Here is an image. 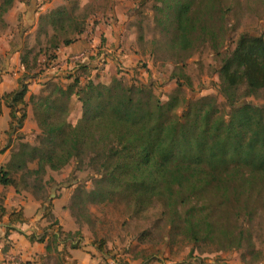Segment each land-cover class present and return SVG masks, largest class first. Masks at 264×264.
<instances>
[{
  "label": "trees",
  "instance_id": "16d2710c",
  "mask_svg": "<svg viewBox=\"0 0 264 264\" xmlns=\"http://www.w3.org/2000/svg\"><path fill=\"white\" fill-rule=\"evenodd\" d=\"M14 1L2 0L0 16L13 7ZM160 1L173 32V48L189 51L208 37L221 45L218 33L225 25L227 13L219 6V0ZM50 15L53 26L66 17L64 10ZM216 20L223 26L217 27ZM76 32L83 34L81 24H77ZM74 42L75 39L65 38L53 48L57 50ZM55 54H51L50 60L56 59ZM21 63L27 70L25 57ZM87 69L90 70L87 65L81 66V70ZM221 77V92L233 107L229 118L219 115L213 98L190 102L180 116L177 113L180 90L163 103L153 85H127L121 80L108 85L91 77L83 82L82 76L67 87L48 82L27 101L35 76L29 78L24 74L18 88L0 98V114L4 102L11 117L8 135H18L23 140L20 131L31 106L40 132L35 145L23 140L12 150L9 161L0 167V184L14 187L18 193L32 192L42 185L49 170L60 172L72 161L83 166L88 159V167H93L99 178L90 192L81 186L76 188L71 210L81 208L86 201L100 204L126 197L139 213L160 198L173 211L171 231L178 229L194 243L218 241L224 249L241 248L250 234L240 225L237 232L236 228L222 229L215 218L214 206L208 205L206 197L218 193L217 206L231 204L234 220L238 222L241 216L251 219L253 215V207L248 204L237 206L241 197L251 195L255 188L264 190V107L250 103L236 107L237 91L243 84L247 96L264 89V37L242 35L225 60ZM47 86L52 88L49 90ZM74 97L82 105V115L76 124L69 120ZM32 177L33 185L29 183ZM44 187L41 189L45 191ZM193 201L203 204L186 208ZM82 209L85 210L83 206ZM6 214L0 205V221ZM53 217L50 205L44 218ZM17 222H25L22 212L10 214V224ZM11 225L8 231L15 229ZM56 225V220L50 223L43 235L33 233L30 241L47 242L48 255L60 254L59 246L69 241L72 249H78L79 244L71 239L73 234ZM97 248L104 252L102 244ZM198 262L206 264L199 259Z\"/></svg>",
  "mask_w": 264,
  "mask_h": 264
},
{
  "label": "rangeland",
  "instance_id": "374dc122",
  "mask_svg": "<svg viewBox=\"0 0 264 264\" xmlns=\"http://www.w3.org/2000/svg\"><path fill=\"white\" fill-rule=\"evenodd\" d=\"M219 1V6L227 13L224 26L222 22H215L217 27L223 26L218 33L221 45L214 44L208 37L197 43L195 49L181 52L171 46L173 32L165 19L160 0H15L13 7L0 16V38L7 37L11 41V50L0 62V73L7 70L13 55L19 53V62L25 57L27 70L24 65V70L16 71L18 65L12 68V74L19 76L16 79L18 86L24 74L29 78L35 76L31 85L36 90L38 85L45 88L48 82L67 87L78 76L91 77L108 85L119 80L127 85L150 84L163 103L180 90L177 109L180 116L184 115L190 102L213 98L219 115L229 118L233 107L228 105L221 92V69L242 35L264 37V0ZM56 10H64L66 17L53 26L49 17ZM77 24L84 28L81 35L76 32ZM82 35L87 42L83 52L59 59L57 52L65 46L55 50L54 44L65 38L77 42ZM52 53H56V59L50 60ZM87 64L90 70H81V66ZM46 88L50 90L52 87ZM245 90L246 85L243 84L237 91L236 107L248 103L264 107V89L254 96L245 95ZM81 106L79 99L74 97L69 116L73 124L82 115ZM37 135L22 136L24 142L35 145ZM15 137L17 143L14 148L17 149L23 140H19L18 135ZM1 140L5 143V139ZM88 162L86 159L82 166L72 161L60 172L49 170L42 185L29 192L34 193L37 199H44L43 215L50 205L53 212L52 202L58 196V190L61 191L58 198L68 197V205L64 209L68 210L77 228L71 232V239L95 264H198V259L206 264H264V190L255 188L251 195L241 197L237 206L248 204L253 207V215L251 219L241 216L238 222L234 220L235 210L231 204L219 208L218 193L208 194L206 202L213 204L215 218L222 229L236 228L237 232L240 225L250 234L243 247L224 249L218 241L194 243L178 229L171 231L173 211L160 198L139 213L126 197L100 204L86 201L81 208L71 210L76 188L81 186L90 192L99 178L98 172L88 167ZM50 179L54 182L49 183ZM33 180L34 177L29 179L31 185ZM44 182H48L47 185ZM41 186H46L45 191ZM202 204L193 201L186 208ZM55 218V215L47 218L44 225H39L40 235L50 223L55 222ZM58 227L63 229L59 222ZM100 244L103 245V253L98 251ZM71 250H74L71 242H66L60 254H52L48 264H59L62 259L74 263Z\"/></svg>",
  "mask_w": 264,
  "mask_h": 264
},
{
  "label": "crops",
  "instance_id": "0c3cea01",
  "mask_svg": "<svg viewBox=\"0 0 264 264\" xmlns=\"http://www.w3.org/2000/svg\"><path fill=\"white\" fill-rule=\"evenodd\" d=\"M85 40L86 38L82 35V38L77 42L60 49V51L57 52L58 58L65 59L71 55L83 52L87 43ZM10 43L11 41L8 40L7 37L0 38V62L3 57L6 56V53L11 50ZM93 52L94 51H92V53ZM18 56L19 53L13 55L9 61L7 70L0 73V76H3V80H0V98L4 94L11 93L18 88L16 79H18L19 76L17 73L12 74V68L17 65L16 71L24 70L23 64L19 62ZM4 65H7V63ZM87 66L90 67L89 64H87ZM85 80L86 77H82V81L84 82ZM32 87L33 86L30 85L29 90H31L27 96V101L32 94L38 95L44 88V86L40 85L37 86L39 88L38 90ZM27 115L24 127L20 133H22V135L38 134V125L34 120L33 111L31 113L29 108ZM10 120V109L3 102L0 114V139H5V143H2V140L0 141V167L9 161L11 152L17 143L15 135H8ZM62 191H64V188ZM60 194L61 191L58 190V196ZM58 196L55 197L52 202L54 205L53 213L56 217L55 219L63 227V231L66 233L74 232L77 230L75 221L68 210L64 209L68 205V197L65 196L66 198L60 199ZM42 202V199H37L28 191H21L18 193L14 187H6L0 184V205H2L7 212L6 216L0 221V264H48L52 255H48L47 253V242H31L29 238L33 233L40 235L41 231L39 225H44L46 222L41 210ZM12 212H22L25 222H17L11 225L10 214ZM10 225L15 229L8 231L7 228ZM63 248L64 244H61L58 250L61 252ZM70 254L72 255V260L74 263L76 262V264H95L90 256L82 253L79 249L71 250ZM74 263L65 262L63 259L59 262V264Z\"/></svg>",
  "mask_w": 264,
  "mask_h": 264
}]
</instances>
